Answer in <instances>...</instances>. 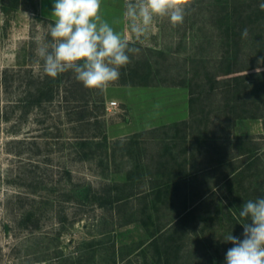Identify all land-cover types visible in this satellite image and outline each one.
I'll return each instance as SVG.
<instances>
[{
    "label": "rangeland",
    "instance_id": "obj_1",
    "mask_svg": "<svg viewBox=\"0 0 264 264\" xmlns=\"http://www.w3.org/2000/svg\"><path fill=\"white\" fill-rule=\"evenodd\" d=\"M10 3L0 0V264H164L154 240L172 234L181 236L175 264H226L224 236L243 239L241 206L264 192V20L233 41L230 0H195L175 27L157 19L134 41L140 51L104 92V109L92 103L101 123L81 125L74 104L34 103L54 0ZM123 10L124 0H102L103 17L133 39ZM192 97L194 133L206 137L196 157L169 140L173 124L191 121ZM241 151L260 160L231 185L241 163L228 160ZM178 155L195 211L184 226L178 202L154 206Z\"/></svg>",
    "mask_w": 264,
    "mask_h": 264
},
{
    "label": "clouds",
    "instance_id": "obj_2",
    "mask_svg": "<svg viewBox=\"0 0 264 264\" xmlns=\"http://www.w3.org/2000/svg\"><path fill=\"white\" fill-rule=\"evenodd\" d=\"M195 0H124L123 21L133 39L117 31L101 12L102 0H54L49 24V43H41L37 56L43 71L55 79L72 72L77 81L90 90L105 92L119 80L120 69L131 63L130 54L140 49L132 46L144 38L157 19L173 27L182 24ZM264 10V3L259 5ZM244 29L242 36L247 37ZM243 239L224 236L231 242L226 264H264V196L241 206Z\"/></svg>",
    "mask_w": 264,
    "mask_h": 264
},
{
    "label": "trees",
    "instance_id": "obj_3",
    "mask_svg": "<svg viewBox=\"0 0 264 264\" xmlns=\"http://www.w3.org/2000/svg\"><path fill=\"white\" fill-rule=\"evenodd\" d=\"M264 3V0H230V4L226 5L225 7L230 6V8H226L228 13V18L230 22V30L227 32V40L237 41L239 39L246 38L242 36V32L244 29H247L248 35L255 34L256 32V25L257 22L264 20V10H261L259 5ZM7 8L18 10L22 7L21 0H11V3L6 6ZM263 17V19H262ZM264 23V21H263ZM250 27V28H249ZM233 37V38H232ZM39 82V81H38ZM65 83L67 86L66 91L62 94L60 91V86ZM40 84V85H39ZM123 85H139L134 81H129L124 79L121 81ZM41 86L39 90L35 93V101L34 103L38 104L39 106H43L45 104L53 103L56 99H61L67 104H74L76 105V118L75 122L78 124H84L88 122H94V124L99 125L101 123L99 116H93V108L92 103L97 105V103L101 104V106H105V98L104 92H100L95 97L93 90L87 89L83 86V84L76 80L74 73L67 72L59 75L57 78L53 79L49 76L44 77V79L40 80L37 84L33 82V86ZM57 90V91H56ZM99 99L97 101L96 99ZM196 99L192 97L190 102L191 112H192V119L191 121H183L172 125L174 129V135L172 139H169L167 136L164 138V141L169 139L178 147V142H181L184 146L185 150L184 153L187 154V148H191L192 156L196 157L197 151L199 150V146L202 145L203 142L206 141V137L203 136L201 132L200 135H196L195 131V121L194 119V110L193 105ZM167 130V128H166ZM194 133V135H193ZM167 135L169 134L166 133ZM195 136V139H192L191 142L188 141L189 136ZM251 137H240V140H247ZM172 150L166 148V152L170 153L169 151ZM172 155V154H171ZM178 157L171 156V162H168V165L164 166H173L172 169L168 174L162 175L163 178L165 176L168 177V180L163 185H159L155 187L154 195V206L157 208L158 202H178L180 209L179 214V225H185L190 216L195 214L194 209L188 206V199L183 200L184 194L183 187L185 185V179L188 177L187 171L182 172L180 170H176L175 167H180ZM237 160L233 161L234 159H229L228 162H237L240 166L232 172L227 179L228 181L231 180V185H238L244 182L245 177L249 171L252 170L253 166L259 163L260 156L258 153H250L245 151H241L239 156L236 157ZM167 164V163H166ZM264 196V192L262 193ZM102 200V198H100ZM155 208V209H156ZM178 229V228H177ZM176 229V230H177ZM179 233V230L176 231ZM181 236H176L174 234L170 236H162L159 240L155 239L153 246L155 247L157 253L160 256V262L164 264H175L174 262L178 260V249H177V242L179 241Z\"/></svg>",
    "mask_w": 264,
    "mask_h": 264
},
{
    "label": "built area",
    "instance_id": "obj_4",
    "mask_svg": "<svg viewBox=\"0 0 264 264\" xmlns=\"http://www.w3.org/2000/svg\"><path fill=\"white\" fill-rule=\"evenodd\" d=\"M117 105H118L117 102H112V103H111V106H113V107H115V106H117Z\"/></svg>",
    "mask_w": 264,
    "mask_h": 264
},
{
    "label": "crops",
    "instance_id": "obj_5",
    "mask_svg": "<svg viewBox=\"0 0 264 264\" xmlns=\"http://www.w3.org/2000/svg\"><path fill=\"white\" fill-rule=\"evenodd\" d=\"M184 121H187V120H184ZM181 122H183V121H181Z\"/></svg>",
    "mask_w": 264,
    "mask_h": 264
}]
</instances>
